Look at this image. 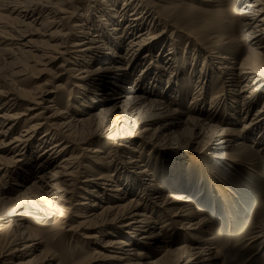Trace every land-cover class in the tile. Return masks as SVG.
Masks as SVG:
<instances>
[{"label": "bare ground", "instance_id": "obj_1", "mask_svg": "<svg viewBox=\"0 0 264 264\" xmlns=\"http://www.w3.org/2000/svg\"><path fill=\"white\" fill-rule=\"evenodd\" d=\"M82 1L0 0V221L10 218L6 227L0 226V264H50L54 257L49 252L39 253L43 241L30 221L45 225L59 217L58 211L65 210L67 200L77 191L79 196L74 206L81 212L75 216L79 220L67 231L65 223H61L57 234L60 238L73 233L86 241L99 239L101 249L94 251L87 264L100 261L165 264L167 257L176 254L179 264H215L219 258L216 248L210 242L199 247L198 242L203 240L198 241V236L194 244L181 249L170 251L163 247L165 226L154 231L158 223L148 214V207L171 214V222L176 223L196 211L186 197L165 193L147 163L139 165L142 161L135 158L140 157L134 156L144 151L138 147L140 140L129 141L130 145L125 146L127 153L124 152L129 159L125 163L128 169L140 170L136 177L121 175L114 166L115 160L104 155L101 148L86 144L96 137L100 141L129 136L142 139L153 131L145 139L166 150L168 142L182 139L184 133L188 140L183 143L192 152L210 134L202 150L211 162L230 166L240 162L239 153H230L236 146L246 147L243 141L253 139L256 134L257 144L264 138V104L239 130L215 125L211 119L184 115L178 110L177 102L179 94L184 93L178 87L185 78L182 71L185 63H178L173 48L165 50L168 45L164 42V32L155 30L159 24H153L159 19L152 10L153 2L123 0L117 9L121 0H99V6L90 15L88 9L92 6L82 7L83 11L76 15ZM203 2L225 3L222 11L228 15L237 4L243 3L237 12L242 26L241 40L253 48L246 57L239 61L241 47H237L234 55L222 49L228 43L237 46L235 41L224 39L216 41L214 46H199L204 52V62L216 65L215 73L221 79L223 96H213L210 111L215 114L216 104L222 100L226 105L229 100V109L246 116L264 93V0ZM66 6L72 11L68 12ZM66 19L72 21L69 26H65ZM154 51H158L157 56ZM100 58L106 59L101 62L104 65L94 67ZM56 61L60 65L52 71L50 79L67 76L76 80L73 88L80 96L79 99L75 96L69 106L75 104L71 113L60 111L56 96L53 97L60 85L54 86L46 80L45 87L24 88L35 77L34 72L40 75L51 72ZM138 69L139 75L130 81L129 75ZM199 73L194 101L204 93L212 77V73L206 74L202 69ZM162 74L167 75L163 87ZM146 76L152 78L149 88H133ZM87 99L90 103L86 106L83 101ZM22 103L28 106L18 111L17 106ZM238 139L242 142L236 143ZM117 143L121 145L124 140L113 142ZM76 150L84 154L78 155ZM82 156L89 160L87 164L80 161ZM10 180L14 183L8 186ZM116 180L120 184L113 189ZM138 191L141 194L137 198ZM176 204L185 206L175 210ZM198 224L190 222L183 231L192 234L197 229L203 230L206 222ZM145 228H148L146 233ZM94 229H104L106 233L92 234ZM128 231H131L128 236L117 235ZM137 246L153 247L161 256L153 260L148 251L138 255Z\"/></svg>", "mask_w": 264, "mask_h": 264}, {"label": "rangeland", "instance_id": "obj_2", "mask_svg": "<svg viewBox=\"0 0 264 264\" xmlns=\"http://www.w3.org/2000/svg\"><path fill=\"white\" fill-rule=\"evenodd\" d=\"M203 1L204 0H149V2H153V4H151L153 6L152 10H154L156 16L159 17L158 22L155 21L153 24H159V26H155V30H162L164 32V42L168 45L165 50L173 48L178 55V63L180 61H184L185 63L182 70L185 78H183L181 82L182 85L178 87V89H182L184 93L179 94V101L177 102L179 103L177 106L178 110L184 115L193 116V118H201V120L211 119L214 124L216 123L215 125H229L231 129L235 128L239 130L242 124L250 120L258 108L264 104V93L260 97L259 103L255 105L252 111L246 116H244L243 113L237 114L231 108L229 109V100L225 103L226 105L222 103V100L218 103L219 106L216 104L217 111L213 114V111H210L209 103L213 96H223L220 83L221 79L215 73L216 65H207V63L204 62V52L199 45L204 44L210 47L209 45L214 46L215 42L219 40L226 39V41H235L238 42L237 46L228 43L226 45L227 47L222 49L234 55L238 51L237 47H241L243 50L237 55L239 61L246 57L249 49L253 48H249V46L245 42L242 43L241 40L242 26L237 12L242 8L243 3L237 4L230 10V14L228 15L222 11L225 3L205 4ZM99 3V0H93V2L84 0L80 2L81 5L79 4L76 15L83 11L81 10L82 7L89 8L92 6L93 8L88 9V15H90V12L97 8ZM122 3L123 0L118 1L116 8H121ZM66 10L68 12L72 11L69 6H66ZM230 20H234L235 22L230 24L228 23ZM68 21L69 19L64 20L65 26H69L72 22ZM33 39H36V37ZM107 46L109 45H106V47ZM157 54L158 51H154V55L157 56ZM102 60L106 59L100 58V60L95 62L94 67L104 65L101 63ZM59 65L60 61H56L51 72L47 71L41 75L34 72L33 74L35 77L33 76L34 78L30 79L27 86L24 88L29 90L33 85L45 87L43 83L46 80L50 81L54 86L60 85L61 88L56 89L53 97L56 96L54 99H57L60 111L66 110L71 113L75 104L73 107L69 106L74 103L75 96L79 99L80 95L75 94L76 89L73 88V84H75L76 81L75 79L67 76H63L59 80L50 79L52 71L55 72V69H57ZM200 69L206 74L212 73V77L204 93L199 94L198 99L196 96V104H191L194 101L193 95L196 90V78L200 76ZM139 70L140 69L131 72L129 75L130 81H134L135 77L139 75ZM191 74L192 78H190ZM193 74H195L194 77ZM150 78L151 76H146L140 79L133 88L140 87L142 90L149 88L150 82L152 81ZM166 78L167 75L162 74L160 76L162 87L165 85ZM176 86L175 84V87ZM53 97H51V99ZM235 100L240 102L239 98ZM199 102L202 105L199 104ZM83 103L87 106L90 102L87 99L84 100ZM27 106L28 105L24 103L19 104L17 110H25ZM238 108L239 111V105ZM198 109L201 110L202 113L198 112ZM197 114H199V116ZM183 118L185 119L186 117L183 116ZM157 126L156 124L151 128L154 129ZM121 131L123 132V130L120 129V132ZM152 132L153 131H149L148 135ZM42 134L43 133H40V135ZM120 134L118 135L120 136ZM121 135L124 136L123 133ZM148 135H145L142 139L129 136V138L123 137L120 139L114 137V140L107 141H100V139L96 137L92 142L87 143L86 146L101 148L104 155H108L109 159L115 160L114 166L118 167L121 175L136 177L138 174L135 173L140 170L137 168L128 169L129 166L125 165L127 160H129L125 155L127 153V148H125V146L130 145L129 141L138 142L137 140H140L142 145L141 142H139L137 143L140 145L138 147L139 149L142 148L144 151L134 156H139L140 158L135 159L143 162L139 163V165L147 163L149 168L156 173L154 179H156L157 176L156 182L165 193L172 196H183L188 199L189 204L196 213L193 216L184 217L181 223L171 222V214L169 213L155 208L152 210L148 207V214L158 223L155 225L156 230L154 231H157L161 226H165L162 231L165 243L163 247L170 251L181 249L190 244H194L195 242L193 240L198 236V241L201 239L205 241L198 242L199 247H203L206 242H210L213 244L212 247L216 248V251L219 253V258L215 264H264V138L257 144V141H254L255 138H258L256 134L253 139L248 138V140L246 139L243 141L246 143V147H241V145L236 146L230 153H239L240 162L238 164L232 163L229 166L219 161L211 162L205 150H202L201 146L204 142L209 140L210 134L203 140L200 146L192 152L189 151L187 146L185 147L183 143V141L185 142L188 140V137H186L184 133V139L182 137V139H178L177 141L172 140L168 142L167 146L169 149L166 150L153 146L152 144L154 141L149 142L146 140L149 138ZM120 140H124V143L121 145H119V143L113 144V142ZM239 142H242V140H236V143ZM76 148L80 149L81 147L76 146ZM76 152L78 155L83 153L80 150H76ZM223 153L225 152H217L216 154ZM123 156L127 158L122 159ZM80 161H83L84 164L89 162L85 156H82ZM119 163H122V165H119ZM108 174H110V172ZM30 181L31 180L28 182ZM116 181L117 183L114 184L113 189H116L120 184L119 180ZM13 183V180H10L8 186H11ZM140 188H143L142 185ZM140 194V191H138L136 197L138 198ZM78 196L79 192L77 191L76 194L74 193V197H70L67 200L68 204L64 205L65 210L63 212L58 211L59 217L49 223L37 225L30 221V226L37 229L36 231L39 233L38 238H41L43 241L39 253L49 252L54 257L53 260L50 261V264H87L91 260V257L94 256V251H100L101 249L98 241L99 239L86 241L78 236V234L74 235L73 233H69V235L62 237L63 239L58 237L59 234H57V232L60 229L61 223H65L66 227H64V229L67 231L69 227L75 226L79 220V218L75 216L81 215V212L77 211L78 209L74 206L78 200ZM130 197L133 196L131 195ZM183 206L185 205L176 204L174 209L177 210ZM9 221L10 218L1 220L0 226L6 227ZM201 221L206 222L203 230L197 229L192 234H187L183 231V228H185L188 223L198 224ZM112 227L117 230L116 226ZM137 229L138 228L135 230ZM147 229L148 228H145L144 233H146L145 231H147ZM103 230L104 229H94L91 233L105 235L106 232ZM106 230L111 229L107 227ZM117 231L119 232V230ZM130 233L131 231H128L122 234L118 233L117 235L128 236ZM136 249V252L139 253L138 255L148 251V255L153 260L161 256L154 252L153 247L137 246ZM93 264L108 263L100 261ZM109 264L117 263L110 262ZM165 264H179L178 255L167 257Z\"/></svg>", "mask_w": 264, "mask_h": 264}]
</instances>
